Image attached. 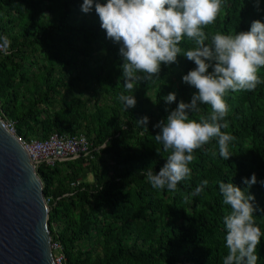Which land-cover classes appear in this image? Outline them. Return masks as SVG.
Returning a JSON list of instances; mask_svg holds the SVG:
<instances>
[{
    "label": "trees",
    "instance_id": "1",
    "mask_svg": "<svg viewBox=\"0 0 264 264\" xmlns=\"http://www.w3.org/2000/svg\"><path fill=\"white\" fill-rule=\"evenodd\" d=\"M82 3L0 0V36L11 42L8 54H0L1 120L25 140H43L53 132L82 134L95 149L90 159L36 168L47 199L50 242L59 244L63 264H223L228 253L223 217L231 209L218 182L243 190L242 179L253 173L258 182L248 193L259 209L254 212L262 233L257 255L264 264L259 183L264 180V83L224 97L229 112L220 123L228 127L221 131L235 137L227 161L213 138L193 153L191 175L177 191L154 189L146 173H158L170 152L154 139L160 129L153 126L178 102H190L197 90L182 77L195 64L178 56L176 63L161 65L155 82L141 81L129 92L120 45L106 38L94 8L81 11ZM254 20L264 23V0L258 6L256 0H224L216 21L203 29L206 43L217 33L246 32ZM194 46L187 38L181 42L185 50ZM257 75L264 80V68ZM87 89L92 95L84 98ZM171 92L176 102L166 104L163 98ZM120 94H132L135 106L125 111ZM200 108L189 118L200 122L211 115L209 105ZM144 116L148 131L136 124ZM87 174L92 181H86ZM203 180L209 182L204 191L192 196Z\"/></svg>",
    "mask_w": 264,
    "mask_h": 264
},
{
    "label": "clouds",
    "instance_id": "2",
    "mask_svg": "<svg viewBox=\"0 0 264 264\" xmlns=\"http://www.w3.org/2000/svg\"><path fill=\"white\" fill-rule=\"evenodd\" d=\"M223 6L224 0H106L104 3L83 0L81 5L85 14L95 9L106 38L120 45L123 86L129 92L141 81L155 82L161 65L176 63L178 56L195 64L182 77L183 83L197 90L190 102H178L166 119L153 126L160 129L154 139L163 151L170 152L158 173L152 170L146 173L154 189L177 191V185L191 175L189 164L195 159L193 153L213 138L218 142L219 156L227 161L232 156L229 146L235 137L221 131L228 127L220 123L229 112L224 97L229 91H252L264 83L257 75L264 68V23L254 20L246 32L217 33L211 37L210 44L206 43L209 37L203 29L216 21ZM185 38L195 46L182 48ZM10 43L7 36H0V53L7 55ZM118 99L125 111L136 104L132 94H120ZM163 99L166 104H172L176 102V93L171 92ZM200 105H209L212 112L207 119L197 122L189 116L200 112ZM148 123L147 116L136 121L145 131ZM257 182L255 173L250 179H242L246 186L243 190L231 182H218L223 203L231 209L223 217L228 250L223 264H258L257 246L262 233L254 212L259 209L255 197L248 193ZM208 183L203 180L191 195L201 194ZM259 183L264 186V180Z\"/></svg>",
    "mask_w": 264,
    "mask_h": 264
},
{
    "label": "water",
    "instance_id": "3",
    "mask_svg": "<svg viewBox=\"0 0 264 264\" xmlns=\"http://www.w3.org/2000/svg\"><path fill=\"white\" fill-rule=\"evenodd\" d=\"M42 185L0 118V264H54Z\"/></svg>",
    "mask_w": 264,
    "mask_h": 264
},
{
    "label": "built area",
    "instance_id": "4",
    "mask_svg": "<svg viewBox=\"0 0 264 264\" xmlns=\"http://www.w3.org/2000/svg\"><path fill=\"white\" fill-rule=\"evenodd\" d=\"M2 54V53H0ZM7 130L13 134L18 143L24 149L29 162L33 169L40 165L55 166L59 163L72 161L77 158H91L95 149H90V143L82 135L68 136L62 133H51L46 139L25 140L14 134L13 127L10 123H5ZM47 204V199L44 198ZM50 249L54 264H63L64 258L58 243L50 242Z\"/></svg>",
    "mask_w": 264,
    "mask_h": 264
},
{
    "label": "rangeland",
    "instance_id": "5",
    "mask_svg": "<svg viewBox=\"0 0 264 264\" xmlns=\"http://www.w3.org/2000/svg\"><path fill=\"white\" fill-rule=\"evenodd\" d=\"M90 94H91L90 89H87V90H85V91L83 92V96H84V98H89ZM91 95H92V94H91ZM100 155H101V154H100ZM103 159H106V157L103 156ZM85 179H86V181H89V182L92 181V177H91L90 174H87Z\"/></svg>",
    "mask_w": 264,
    "mask_h": 264
}]
</instances>
